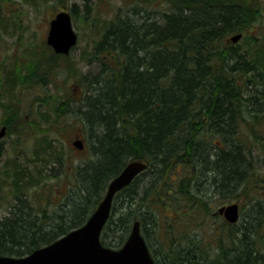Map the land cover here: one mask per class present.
<instances>
[{
	"label": "trees",
	"instance_id": "1",
	"mask_svg": "<svg viewBox=\"0 0 264 264\" xmlns=\"http://www.w3.org/2000/svg\"><path fill=\"white\" fill-rule=\"evenodd\" d=\"M263 4L264 0H164L159 16L130 13L111 20L99 34L96 49L117 62L106 59L102 66L107 68L101 74L87 78V83L82 80L89 87L78 101L77 110L87 127L83 135L88 158L73 166L62 165L72 182L53 212L47 213L42 201L34 208L27 197H17L9 214L0 219V255L23 256L80 226L101 200L108 181L127 161L138 159L147 166L116 193L101 231L103 245L119 247L138 219L155 264H264V242L253 235L258 230L255 225L264 218L261 193L249 198L248 204H254L242 213L237 241L224 228V224H235L217 223L216 214L210 223L215 247H200L198 231H192L183 246H168L165 251L157 237L153 238L155 250L149 241L158 222L157 205L167 202L164 195L172 199L174 175L181 172L182 180H187L195 174L193 180L199 178L200 189L215 190L221 200L233 197L236 187L246 188L256 180V174L250 173V153L240 137V114L248 105L263 109L264 101H259L254 88L264 84V46H254L264 42L254 34L251 45L238 51L227 39L235 32L243 35L249 19L260 21ZM53 63L49 59L47 69L30 81L52 79ZM13 79L7 82L10 87ZM5 92L13 100L12 90L6 87ZM55 96L40 98V107L47 106L43 113L38 111V121L33 120L41 130L33 153L39 162L28 170V162L14 164L16 185H39L36 178L59 153L50 133L56 126H68L60 123V115L69 109L70 96L62 95L52 105ZM15 115L10 111L5 121L7 132L16 127ZM16 190L20 192L18 186ZM259 231L264 236V227L258 235ZM213 247L220 248L222 255L211 257Z\"/></svg>",
	"mask_w": 264,
	"mask_h": 264
},
{
	"label": "rangeland",
	"instance_id": "2",
	"mask_svg": "<svg viewBox=\"0 0 264 264\" xmlns=\"http://www.w3.org/2000/svg\"><path fill=\"white\" fill-rule=\"evenodd\" d=\"M163 3L164 0H0V126L6 124L10 111H15L16 114L12 121L16 127H11V130H8L0 140V219L9 214L19 196L27 197L34 208L37 207V201H42V208L47 213L57 209L63 192L72 182L71 175L62 165L70 163L73 166L89 155V146L83 135L87 127L77 109L80 105L78 101L84 93L83 89L89 87L82 80L87 83V78L90 80L93 75L101 74L102 70L107 68L102 66L104 61L112 59L105 51L96 49L99 44V34L104 32L111 20L118 16L126 17L130 13L159 16L157 10L163 7ZM61 9H66L70 13L77 42L68 54L57 56L46 43V33L50 18ZM261 12L264 15V4ZM247 19L249 18L246 17ZM248 22V28L238 41L230 40L236 32L228 37V42L226 40L238 51L248 47L250 38L254 34L264 42V16L260 21L249 19ZM260 33L263 35L261 36ZM258 43L259 45L254 48L264 46V43ZM259 53L261 54V51ZM49 59L54 61L49 69L53 78L30 81L37 79V75L47 69ZM112 61L117 62L114 57ZM8 75L11 80L15 78L12 87L7 84L11 81ZM22 80L30 82L24 84ZM6 87L12 90L11 101L8 99V93L5 92ZM263 91L264 84L256 85L254 88L259 101H264ZM54 93L58 96H55L56 101L51 100L52 105L62 100V95L70 96L69 109L60 115L62 118L60 123L65 121L68 126L66 128L56 126L57 130L50 133V138L55 139V144L58 146L55 147L58 148L59 153H56L57 157L54 155L55 159H51L47 165L48 170L36 178L40 181L39 185L25 187L18 183L16 185L14 164L28 162L25 165L28 170L31 165L39 162L34 160L33 153L36 149V139L41 138V130L34 125L33 120H37L38 111L41 110L43 113L47 106L40 107V98L49 97ZM244 95L248 97V94ZM259 95H262L261 99ZM7 101L9 105L11 103V107L4 106ZM243 108L246 106L244 105ZM247 108L240 114L243 115L240 137L245 143L246 151L250 153V173L256 174V180L250 181V185L246 188L236 187L233 197L221 200L214 194L215 190L208 191L205 187L200 189V184L197 183L199 178L193 180L195 174H191L187 180H182L184 175L181 172L177 177L173 174L172 183L175 189L170 190L169 194L172 199L169 200L168 195H164L167 202L161 206L157 205L158 222L151 232L149 231L152 235L149 241L154 250L157 245L153 238H158L161 250L165 251L168 246H183L192 231L199 232L202 240L199 241L200 247L206 248L211 244L215 247V239L210 230L211 216L216 214L217 208L221 205L233 202H236L240 208V219L235 226L224 224V228L237 241L240 236L237 229L242 218L241 208H247L250 204H247L249 198L259 193L264 195V106L262 110L250 108V105ZM250 109L253 110L250 112L248 111ZM74 139L83 140L85 146L82 150L72 145ZM57 158L61 159L60 162ZM247 172L249 173V169ZM170 183H165L166 187H169ZM17 186L20 192L16 190ZM214 219L217 223L222 222L221 215L216 214ZM255 227L258 230L263 228L264 218ZM154 228L156 234L153 235ZM258 230L254 231L253 235L257 241L264 242L263 233L259 231L258 235ZM213 248L209 250L211 257H215L216 254L222 255L220 248ZM226 251L229 252V248Z\"/></svg>",
	"mask_w": 264,
	"mask_h": 264
},
{
	"label": "water",
	"instance_id": "3",
	"mask_svg": "<svg viewBox=\"0 0 264 264\" xmlns=\"http://www.w3.org/2000/svg\"><path fill=\"white\" fill-rule=\"evenodd\" d=\"M241 33L230 37L236 42ZM77 34L67 10H60L48 22L46 43L56 54H68L76 44ZM6 134V126L0 127V139ZM72 145L83 148L81 139H74ZM142 160H129L108 183L103 198L88 218L54 241L40 246L23 256L0 255V264H155L141 234L140 222L135 220L131 230L118 248L104 246L100 234L108 218L113 196L128 185L135 176L146 168ZM217 213L228 222L238 218V205L229 203L217 209Z\"/></svg>",
	"mask_w": 264,
	"mask_h": 264
},
{
	"label": "bare ground",
	"instance_id": "4",
	"mask_svg": "<svg viewBox=\"0 0 264 264\" xmlns=\"http://www.w3.org/2000/svg\"><path fill=\"white\" fill-rule=\"evenodd\" d=\"M52 50H53V49H52ZM53 52H54V51H53ZM54 53H55V52H54ZM126 163H127V162H126ZM126 163H125V164H126ZM119 172H120V171H119ZM119 172H117L114 176H116ZM114 176H113V177H114ZM113 177H112V178H113ZM112 178H111V179H112ZM134 178H135V177H134ZM111 179H110V180H111ZM110 180H109V181H110ZM133 180H134V179H133ZM133 180H132V181H133ZM109 181H108V183H109ZM132 181H131V182H132ZM131 182H130V183H131ZM108 183H107V185H108ZM130 183H129V184H130ZM129 184H128V185H129ZM107 185H106V188H107ZM126 186H127V185H126ZM126 186H125V187H126ZM106 188H105V191H106ZM123 188H124V187H123ZM123 188H122V189H123ZM120 190H121V189H120ZM120 190H119V191H120ZM105 191H104V194H105ZM119 191H118V192H119ZM118 192H116V193H118ZM116 193H115V195H116ZM104 194H103V196H104ZM115 195L113 196V199H114ZM103 196H102V198H103ZM102 198H101V199H102ZM113 199H112V203H113ZM250 201H251V199H250ZM233 203H236V202H233ZM228 204H229V203H228ZM236 204H237V203H236ZM247 204H248V203H247ZM253 204H254V203L252 202V203L249 205V207H252ZM237 205H238V204H237ZM111 206H112V204H111ZM115 207H119V208H120V206H117V205H116ZM246 209H247V208H246ZM246 209L241 208V212L244 214ZM111 211H112V207L110 208L108 218H109V216H110V214H111ZM108 218H107V220H108ZM239 219H240V208H239V206H238V218H237V220H236L235 222H228V220H227L225 217H223V216H222V220H221V221H222L223 223L235 224ZM107 220H106V221H107ZM135 220H138V219H135ZM135 220H134V221H135ZM134 221H133V222H134ZM138 221H139V220H138ZM133 222H132V224H133ZM131 226H132V225H131ZM130 230H131V229H130ZM129 232H130V231H129ZM128 234H129V233H128ZM127 236H128V235H127ZM126 238H127V237H126Z\"/></svg>",
	"mask_w": 264,
	"mask_h": 264
}]
</instances>
